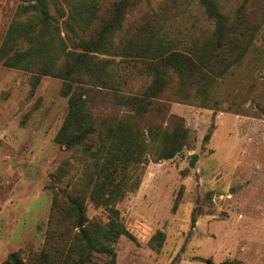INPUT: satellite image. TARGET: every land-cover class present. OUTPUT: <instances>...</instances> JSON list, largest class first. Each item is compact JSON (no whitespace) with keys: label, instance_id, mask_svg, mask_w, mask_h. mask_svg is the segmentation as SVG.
<instances>
[{"label":"trees","instance_id":"1","mask_svg":"<svg viewBox=\"0 0 264 264\" xmlns=\"http://www.w3.org/2000/svg\"><path fill=\"white\" fill-rule=\"evenodd\" d=\"M50 1L62 28L48 0H21L0 41V66L28 73L32 88L43 76L60 80L66 108L52 140L66 156L47 173L44 187L52 196L41 247L25 256L10 251L0 264H114L116 240L135 241L116 204L137 187L139 166L188 146V128L169 113V103L210 105L218 80L252 46L264 0H239L230 13L216 0H195L210 26L185 40L167 23L190 0H163L126 28L127 13L143 0ZM95 93L108 100L111 112H93ZM194 159L190 155V166ZM72 161L78 174L62 183ZM86 201L101 208L105 220L88 219ZM163 239L156 230L147 245L157 250ZM94 254L105 260L94 261ZM168 264H177L176 257Z\"/></svg>","mask_w":264,"mask_h":264},{"label":"rangeland","instance_id":"2","mask_svg":"<svg viewBox=\"0 0 264 264\" xmlns=\"http://www.w3.org/2000/svg\"><path fill=\"white\" fill-rule=\"evenodd\" d=\"M162 1H141L122 27L146 10L157 11ZM216 2L230 13L239 0ZM20 3L0 0V41ZM48 10L62 28L50 0ZM167 26L185 40L210 23L190 0ZM31 85L28 73L0 66V262L10 251L25 256L41 247L52 196L44 187L47 173L66 156L52 140L66 108L60 80L43 76ZM90 106L99 115L112 111L96 93ZM169 113L183 118L188 146L139 166L137 187L116 204L135 241L116 240L114 264H168L174 257L177 264H264V21L240 64L218 80L208 107L171 101ZM77 174L74 165L62 183ZM85 206L88 219L105 220L101 208ZM156 230L164 233L157 250L147 245ZM93 260L105 257L94 254Z\"/></svg>","mask_w":264,"mask_h":264},{"label":"water","instance_id":"3","mask_svg":"<svg viewBox=\"0 0 264 264\" xmlns=\"http://www.w3.org/2000/svg\"><path fill=\"white\" fill-rule=\"evenodd\" d=\"M80 225H81V219L79 218L78 222H77V226L79 227ZM204 263L205 264H212V263H210V261L208 259H206ZM218 264H227V263L226 262H220Z\"/></svg>","mask_w":264,"mask_h":264}]
</instances>
